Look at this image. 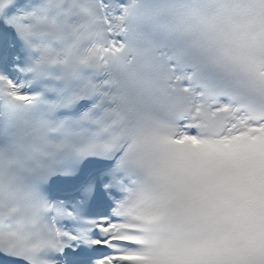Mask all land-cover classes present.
Here are the masks:
<instances>
[{"label": "snow or ice", "instance_id": "6c2138e0", "mask_svg": "<svg viewBox=\"0 0 264 264\" xmlns=\"http://www.w3.org/2000/svg\"><path fill=\"white\" fill-rule=\"evenodd\" d=\"M108 10L105 0H0V106L35 110L13 152H0V264H89V245L106 249L94 264H264L259 250L230 255L241 242L217 147L258 140L264 103L255 123L227 129L226 103L198 108L192 123L145 115Z\"/></svg>", "mask_w": 264, "mask_h": 264}, {"label": "clouds", "instance_id": "9594fccd", "mask_svg": "<svg viewBox=\"0 0 264 264\" xmlns=\"http://www.w3.org/2000/svg\"><path fill=\"white\" fill-rule=\"evenodd\" d=\"M220 2L231 6L232 12L208 22L209 31L220 37L211 42V59L219 70L232 72L241 96L264 103V0ZM98 30L102 32L103 26H98ZM6 211V207L0 206V213Z\"/></svg>", "mask_w": 264, "mask_h": 264}]
</instances>
